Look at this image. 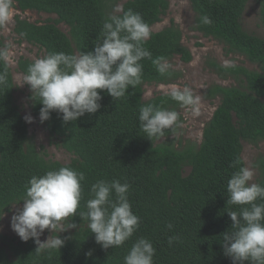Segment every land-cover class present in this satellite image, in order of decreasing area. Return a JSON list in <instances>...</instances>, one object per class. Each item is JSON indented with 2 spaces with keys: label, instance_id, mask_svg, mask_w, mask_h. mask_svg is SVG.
<instances>
[{
  "label": "trees",
  "instance_id": "trees-1",
  "mask_svg": "<svg viewBox=\"0 0 264 264\" xmlns=\"http://www.w3.org/2000/svg\"><path fill=\"white\" fill-rule=\"evenodd\" d=\"M194 13L192 31L212 38L226 47L227 54L242 56L257 67L231 64L225 67L212 63L210 67L221 79H232L236 86L214 84L203 94L204 99H219L211 119L205 124L199 145L189 140L171 138L182 122L180 112L185 107L165 94L144 101L146 85H169L180 78L170 69L161 75L147 58L141 61V84L129 86L124 97L114 100L106 90L100 91L101 108L85 113L77 121L64 123L62 114L50 113L44 121L50 138L75 158L68 164L48 160L37 150L26 122L14 100L13 74L6 87H0V215L20 201L25 184L33 175L68 165L85 174L82 182L80 209L74 217L72 232L62 236L64 245L49 256L35 255L33 239L27 242L0 237V264H124V256L138 237L152 241L156 249L154 264H233L224 255L222 233L232 224L227 211L238 210L228 205L227 180L237 168L232 162L242 158L243 142H264V37L247 33L241 19L249 0H188ZM121 0H15L14 7L53 15L43 23H31L15 16L14 33L21 41L51 52L79 53L92 51L101 39L104 20L114 13ZM259 15L264 30V0H258ZM121 8L132 9L150 26L161 22L169 9V0H127ZM208 15L212 23L203 24ZM63 24L68 32H63ZM0 41V46H2ZM152 57L163 56L168 63L176 57L183 63L192 60L182 44V32L174 24L152 32L144 44ZM31 60L20 58L17 70L23 74ZM2 70V65H0ZM30 109L39 118L43 106L32 99ZM141 103H153L179 113L177 124L166 130L160 141H151L141 130L138 120ZM264 185V157L253 165ZM186 168L189 172L185 175ZM98 179L120 180L130 185L128 198L139 228L124 245L103 249L94 234L82 221L79 210L86 211L91 185ZM15 203V204H14ZM1 220V219H0ZM171 224V230L167 225ZM178 237L170 245L169 237ZM91 253L89 256L88 253ZM244 264H249L245 261Z\"/></svg>",
  "mask_w": 264,
  "mask_h": 264
},
{
  "label": "clouds",
  "instance_id": "clouds-1",
  "mask_svg": "<svg viewBox=\"0 0 264 264\" xmlns=\"http://www.w3.org/2000/svg\"><path fill=\"white\" fill-rule=\"evenodd\" d=\"M15 0H0V29H7L17 10ZM120 15L105 18L101 39L92 51L87 53L51 52L34 58L22 75H15V86L27 84L32 99L43 106L40 108L41 123L50 118L52 111L62 114L64 123L77 121L85 113H96L100 108V91L117 100L124 97L129 86L141 84L145 58L150 60L161 75L171 65L165 57H152L144 47L151 37L150 26L140 13L132 9H117ZM203 24H211L208 15L201 17ZM178 22L180 20L178 19ZM15 51L12 45L0 47V87H6L11 69L15 65ZM225 67L231 62L225 61ZM100 90V91H98ZM146 95H151L147 93ZM165 95L178 102L181 107L199 114L201 97L192 87L171 83L165 88ZM179 113L153 103H141L138 120L146 137L160 141L166 130L177 124ZM26 123H33L31 114L24 116ZM234 171L227 180V204L238 205V210L227 211L232 224L222 233L224 255L233 264H264V185L253 182V169L242 163L240 158L232 162ZM85 174L71 166L47 170L42 175H33L25 184L20 201L11 217V228L24 242L33 239L35 255L40 256L59 250L65 243L59 233L76 228L69 218L77 214L82 200V182ZM130 185L120 180L98 179L91 185L85 208L79 210L82 221L94 234L96 243L103 249L116 248L131 239L139 228L140 217L134 214L128 198ZM15 204V203H14ZM4 216L0 215V219ZM168 224L167 228L172 229ZM49 235L41 240L45 230ZM178 237H169L171 245ZM156 249L150 239L138 237L124 256V264H154ZM90 256L91 253L89 252Z\"/></svg>",
  "mask_w": 264,
  "mask_h": 264
},
{
  "label": "rangeland",
  "instance_id": "rangeland-1",
  "mask_svg": "<svg viewBox=\"0 0 264 264\" xmlns=\"http://www.w3.org/2000/svg\"><path fill=\"white\" fill-rule=\"evenodd\" d=\"M127 0H121L118 4V8ZM117 9L114 13H119ZM17 10V9H16ZM16 16L21 19L27 20L31 23H43L48 19H55L53 15L45 13H36L33 11L21 12L17 10ZM178 19L180 22H178ZM194 22V13L191 9L188 0H169V9L161 22L151 27V32H158L162 29L169 27L171 24L176 25L182 32V44L190 51L192 60L189 63H183L179 57L169 63L171 68L180 73V78L175 82L181 85H188L201 97V106L199 108V114H194L190 109H183L180 112L182 122L179 123L176 133L171 137L175 141L187 140L200 144L202 139V131L205 124L211 119L212 114L219 104V99L206 100L203 94L207 88L214 84L221 86H236V83L232 79L223 80L219 78L210 67L212 63H218L225 65V61L231 62L239 66L246 67L249 70H257V67L247 62L242 56L227 54L226 47L220 42L206 38L201 34L192 31ZM15 17L13 22L8 25L7 29H0V41L2 46L12 45L15 51L16 63L12 67V74L22 75L17 70V61L20 58L33 60L38 56L45 55L44 51L38 46H34L23 42L14 33ZM241 25L243 29L252 35L258 37H264V30L260 22L259 5L258 0H249L245 11L241 19ZM59 28L67 33L68 28L60 24ZM14 80V79H13ZM15 83V81H14ZM167 85L151 84L144 87L143 100H149L158 94H165V88ZM14 100L19 108L21 115L31 114L30 109V94L32 93L30 87L25 84L21 87L15 86ZM151 93V95H146ZM33 116V115H32ZM34 117V116H33ZM35 118V121L31 124L26 123L29 135L34 139L37 150L44 152L45 157L48 160L57 161L62 164L70 163L75 157L70 153L62 149L57 145L58 140L50 138L44 123H41L39 118ZM242 158L246 166L253 169L255 175L253 182H257L259 173L253 166L254 162L264 157V142L258 144H251L243 142ZM189 172L186 168L185 175ZM22 206H13L7 213L4 214L0 220V237H6L14 241H20V237L11 228V217L14 214L15 209ZM73 229L69 228L64 232L59 233L60 237L72 232ZM51 233L49 230H45L40 239L45 240ZM1 241V240H0ZM1 244V242H0Z\"/></svg>",
  "mask_w": 264,
  "mask_h": 264
}]
</instances>
